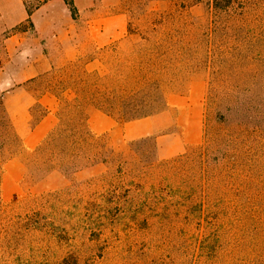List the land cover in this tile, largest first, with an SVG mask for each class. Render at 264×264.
I'll list each match as a JSON object with an SVG mask.
<instances>
[{
  "label": "rangeland",
  "instance_id": "rangeland-1",
  "mask_svg": "<svg viewBox=\"0 0 264 264\" xmlns=\"http://www.w3.org/2000/svg\"><path fill=\"white\" fill-rule=\"evenodd\" d=\"M205 1L120 0L132 34L28 83L0 2V264H264V0L234 39ZM140 91L153 113L124 121Z\"/></svg>",
  "mask_w": 264,
  "mask_h": 264
},
{
  "label": "crops",
  "instance_id": "crops-1",
  "mask_svg": "<svg viewBox=\"0 0 264 264\" xmlns=\"http://www.w3.org/2000/svg\"><path fill=\"white\" fill-rule=\"evenodd\" d=\"M35 1L36 5L28 15L23 0H0L9 7L12 25L30 20L31 34L24 31L6 38L7 45L16 46L15 58L23 65L21 73L28 75L25 83L78 62L87 50L118 42L127 30L125 14L119 9L120 0H72L77 12L75 17H72L65 0ZM38 103L46 112L24 139L30 147L51 131L55 118H58L56 95L44 93ZM87 118L112 117L92 110Z\"/></svg>",
  "mask_w": 264,
  "mask_h": 264
},
{
  "label": "trees",
  "instance_id": "trees-1",
  "mask_svg": "<svg viewBox=\"0 0 264 264\" xmlns=\"http://www.w3.org/2000/svg\"><path fill=\"white\" fill-rule=\"evenodd\" d=\"M24 1V0H23ZM65 3L72 15V17H75L77 12L73 5L72 0H65ZM257 3V0H206L205 1V7L207 11L210 13L211 16H213V21L215 27H214V35L217 34L220 30H224L228 35L233 36V39L235 36H240L241 33L244 31V26H240L237 24L239 21V18L242 19L244 17V13L247 11L249 6L255 5ZM25 5V3H24ZM28 15L31 13L32 9H29L26 7ZM219 21H231L222 26L221 23H218ZM26 22L30 25V20L27 19ZM158 24H154L152 27V31H157L156 26ZM225 27V29H224ZM127 33L132 34L130 27H127ZM248 49L250 50L254 44L249 43ZM246 48V47H245ZM244 49V47H243ZM232 50L241 53L238 50V46L235 45ZM245 50V49H244ZM229 58V60H228ZM228 60V61H226ZM234 61V57L232 55H229V57H224L222 60H220V65L223 68H226L230 66ZM230 63V64H229ZM155 99H152L148 97L145 93V91H140L135 94H132L131 96L125 98L123 100V103L120 104V113L121 117L124 121H130L137 118H142L146 116H150L153 113V110L150 109V102H154ZM112 106H109V109H111ZM107 111V110H106ZM46 112L45 109H43V112L41 116ZM109 112V111H107ZM40 116V117H41ZM40 119V118H39ZM86 118H73V123L82 125L85 127ZM10 127V124H9Z\"/></svg>",
  "mask_w": 264,
  "mask_h": 264
}]
</instances>
